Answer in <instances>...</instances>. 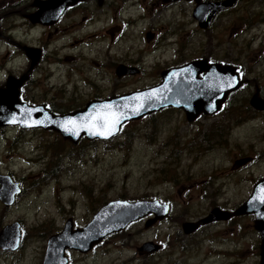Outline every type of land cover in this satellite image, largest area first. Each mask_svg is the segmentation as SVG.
I'll use <instances>...</instances> for the list:
<instances>
[{"label":"rangeland","instance_id":"rangeland-1","mask_svg":"<svg viewBox=\"0 0 264 264\" xmlns=\"http://www.w3.org/2000/svg\"><path fill=\"white\" fill-rule=\"evenodd\" d=\"M33 1L0 0V86L29 65L13 42L40 47L41 59L22 87L34 104L68 112L82 107L95 89L110 96L141 88L159 81L162 63L200 55L230 61L241 86L230 95V108L214 118L192 124L181 110L166 109L128 122L108 139L81 136L74 144L52 129L0 127V173L24 187L12 205L0 201V229L18 221L22 234L15 250L0 249V264H41L46 239L67 218L81 228L109 200L142 198L173 205L148 228L144 219L136 220L87 252L70 249L68 264H258L253 215L209 222L190 234L181 223L214 206L233 211L264 176V110L249 104L256 89L264 99V0H237L204 30L192 20L189 2L181 11L177 0H136L138 7L89 0L56 26H45L23 18ZM145 12L146 18L130 22ZM161 26L162 33L174 28L171 39L180 33V41L147 43L143 31ZM115 61H137L143 72L114 79L112 86ZM149 240L161 243L159 250L139 253L137 246Z\"/></svg>","mask_w":264,"mask_h":264},{"label":"water","instance_id":"water-1","mask_svg":"<svg viewBox=\"0 0 264 264\" xmlns=\"http://www.w3.org/2000/svg\"><path fill=\"white\" fill-rule=\"evenodd\" d=\"M78 1L35 0L32 5L37 6V9L27 17L32 23L52 24L63 10ZM233 3L234 0L206 2L199 5L198 10L203 8L204 12H210L208 16L202 18L197 11L193 15L202 27H206L212 13L232 6ZM21 49L31 59L30 70L39 60L41 51L31 46H21ZM201 71H205V75L197 79L196 75ZM162 76L163 81L155 87L108 99L90 101L84 108L64 114L52 113L43 104L33 106L21 101L19 88L28 75L24 73L19 77L9 76L4 87H0V126L19 125L26 128L52 129L73 143H76L83 135L88 139H108L118 133L124 122L138 119L163 106L173 105L184 108L189 120L196 117L200 111L212 113L219 108L220 102L224 101L228 92L239 87L238 76L232 66L207 65L204 60L173 68L171 71L163 72ZM250 105L262 110L264 99L256 92L250 98ZM112 114L119 118V123L114 126L112 134L108 135L105 125L112 119ZM93 117L96 119L94 120ZM68 121L75 123H67ZM0 184V200L5 205H9L13 202L15 193L19 191L17 183L10 181V178L5 175H0ZM168 209L166 203L157 199L136 201L116 199L101 206L82 228H73L72 219L68 218L60 232L48 237L42 264H66L65 249L87 252L107 235L124 229L132 221L152 213L154 216L145 222L146 227L151 226L157 220L163 219ZM250 213L255 215L254 227L260 236L258 264H264V177L254 184L250 196L233 213L215 207L198 222H183L182 228L185 233H189L200 224L213 220H225L231 214ZM19 239L18 222L10 223L0 229V248L15 249ZM159 248V244L149 240L138 246L137 250L143 254L157 251Z\"/></svg>","mask_w":264,"mask_h":264},{"label":"flooded vegetation","instance_id":"flooded-vegetation-1","mask_svg":"<svg viewBox=\"0 0 264 264\" xmlns=\"http://www.w3.org/2000/svg\"><path fill=\"white\" fill-rule=\"evenodd\" d=\"M89 0H79L78 2H76V4H73L71 7H68L66 8L65 10H63L62 14L59 16V18L52 24L53 26H56V24L58 22H60L63 17L65 18V16L72 10L74 9L75 7H79V6H82L83 3L87 2ZM96 1V5H99V6H102L105 4V0H95ZM164 2L166 1H176V0H163ZM180 4H182L179 8V10L181 11H184L185 10V2H189V3H192L193 4V8L191 9V17H192V20L194 22H196L198 28L200 29H207L208 27H211L212 24L215 23L216 19L223 13V12H226V11H229L230 9H232V7L234 6H229V7H226V8H222V9H219L217 11H215L214 13L211 14V17H210V20H209V23L206 27H202L199 23V21L195 18V16L193 15L196 11L198 13V15L202 18H205L206 16H208V14L210 12H204L203 8L198 10V6L203 4V3H206V2H217V1H222V0H177ZM237 0H234V4L236 3ZM126 2H128V6H134L136 5V7H138L139 5L136 4L137 1L136 0H119V6H122L124 5ZM130 2V3H129ZM19 10V9H18ZM32 10H34V7L30 6L28 8V10H26L25 12L22 13L23 15V18H24V15H26L27 13L31 12ZM171 10L175 11L174 9L171 8ZM195 10V11H194ZM202 10V11H201ZM20 11V10H19ZM205 13V14H204ZM201 14V15H200ZM175 15L171 16L167 21H164L165 23H167L169 20L173 19ZM141 18H146V12L145 13H138V14H135L134 17H131L130 16V22H135L136 20L138 19H141ZM24 20L27 22L28 25H32L30 24V21L26 18H24ZM151 22V21H150ZM181 24V22L179 23H175L174 25L179 27ZM34 25H40V24H34ZM112 27V26H111ZM120 27H121V24H119V28H118V32H120ZM163 28V26L157 28L156 30H145L143 31L144 33V36L146 37V40L147 43L149 44H154L155 47H159L161 46L163 43H164V38H167V41L169 44L171 43H178L180 41V37H181V34L179 33L177 39L173 42V40L171 39L173 36H176L175 35V29L174 28H165V31L164 33H162L161 29ZM147 31V32H146ZM119 34L117 33L116 36H118ZM0 36H2V33H0ZM112 37V36H111ZM112 39V38H111ZM10 40V38H9ZM11 41V40H10ZM17 47H19L20 45H22V43L20 42H13ZM180 54V53H179ZM212 56L211 55H200V56H194L192 58H189L187 61H177V62H171L170 64H166L167 62H164L162 63L161 67H160V72H159V81L156 82V83H153V84H150V85H146L144 87H141V88H135V89H132L130 91H127V92H120L118 94H114V95H110V96H106V95H103L101 92H100V89H95L94 92L90 93L89 95H87V98L85 99V103L82 107H79L77 109H82L86 106V104L90 101H97V100H103V99H108V98H111V97H115V96H121V95H124V94H128L130 92H133V91H138V90H143V89H146V88H152V87H155L157 85H159L162 81H163V76H162V73L163 72H168V71H171L173 68H180L190 62H196V61H205V64L207 65H211V64H219L221 66H225V67H234V70L236 71V73L238 74V77H239V81H240V86H241V78H240V75H239V69L234 66V65H231L230 64V61H223V60H216V59H212L211 58ZM29 61V60H28ZM105 64H108L107 62H105ZM37 65V64H36ZM35 65V66H36ZM29 66V65H28ZM124 66V67H123ZM235 67L237 69H235ZM28 68V67H27ZM111 69H113V73H114V77L112 78V86L115 85L114 83V79L117 80V82H119V79H122L124 77H127V76H137L139 74H142L143 70H142V67L138 64L137 61H131V62H114V65L113 67H111ZM27 70V69H26ZM26 70L24 72H26ZM122 71V72H120ZM23 72V73H24ZM103 74V76L106 75V73L104 71L101 72ZM22 74V73H21ZM31 75V74H30ZM30 75H28V79L25 81V83H27L29 80H30ZM205 75V71H201L199 72L197 75H196V78L197 79H201L203 78V76ZM91 84H94V83H91ZM239 86V87H240ZM238 87V88H239ZM236 91V90H235ZM256 91L258 92V90L256 89ZM234 92V91H233ZM233 92H228V94L226 95L224 101L220 102L219 104V108L212 112V113H207L205 111H200L198 113V115L196 117H194L193 119L189 120L188 119V116L186 114V111L184 108L182 107H177V106H173V105H167V106H163L161 108H159L158 110H155V111H152L150 113H148L145 117L149 116L150 114H155L156 112L158 111H161V110H166V109H179L181 110L183 113H184V116H185V119L186 121L188 122H191L192 124L196 123L197 121H199L200 118H204V119H211V118H214V115L221 112L222 110H227L229 109L230 107H227V105L229 104V101H230V95L233 93ZM259 95V93H258ZM252 97V96H251ZM250 97V98H251ZM259 97H261L259 95ZM262 98V97H261ZM46 104L50 107V109L52 108L51 105L46 102ZM249 104H250V99H249ZM77 109H74V110H77ZM74 110H71V111H74ZM264 110V109H263ZM55 113H58L57 111L53 110ZM62 112V111H61ZM70 112V111H68ZM62 113H66V112H62ZM60 114V113H59ZM213 133H217V130L216 131H212ZM244 161L243 158L241 159H237L236 161H234L233 163V166H239L240 163H242ZM232 217H230V220H231ZM226 221V220H225ZM253 221H254V218H253Z\"/></svg>","mask_w":264,"mask_h":264},{"label":"snow or ice","instance_id":"snow-or-ice-1","mask_svg":"<svg viewBox=\"0 0 264 264\" xmlns=\"http://www.w3.org/2000/svg\"><path fill=\"white\" fill-rule=\"evenodd\" d=\"M93 119L95 120L96 117H93ZM67 123H75V122L74 121H68ZM118 123H119V118L116 117L114 114H112V119L110 121H108L105 125L108 135L112 134V130H113L114 126ZM95 134H103V133H95Z\"/></svg>","mask_w":264,"mask_h":264},{"label":"trees","instance_id":"trees-1","mask_svg":"<svg viewBox=\"0 0 264 264\" xmlns=\"http://www.w3.org/2000/svg\"><path fill=\"white\" fill-rule=\"evenodd\" d=\"M55 111H57V110H55ZM65 111H67V110H64V111H62V112H65ZM120 132H123L122 129L120 130ZM121 143H122V142H121ZM121 143H120V144H121Z\"/></svg>","mask_w":264,"mask_h":264}]
</instances>
